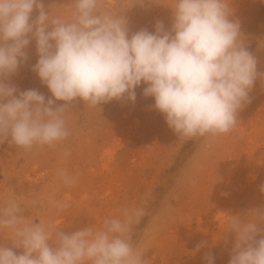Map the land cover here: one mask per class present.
<instances>
[{
	"label": "rangeland",
	"instance_id": "374dc122",
	"mask_svg": "<svg viewBox=\"0 0 264 264\" xmlns=\"http://www.w3.org/2000/svg\"><path fill=\"white\" fill-rule=\"evenodd\" d=\"M42 2L50 19H68L74 11L72 0ZM175 2L102 0L100 11L124 16L130 38L142 29L154 33L157 21L171 31ZM224 2L228 18L240 22L241 40L257 61V76L249 102L237 111L235 127L219 136L179 137L155 108L154 97L143 94L144 82L135 88L134 102L127 93L97 107L79 98L55 100L33 71L39 55L29 34L28 59L5 83L17 89L16 96L37 90L45 103L54 100L53 108L67 103L70 135L53 147L31 150L7 140L0 144V207L14 200L29 223L54 225L65 233L96 230L105 219H123L126 210L142 208L145 215L132 223L129 235L144 264H207V253L214 264H229L236 243V234L228 231L231 217L246 221L250 212L264 209V0ZM38 14L34 8L30 22ZM61 169L76 178L74 185L63 183L57 175ZM54 202L67 207L58 209ZM262 236L258 233L257 239ZM12 239L10 230L0 228V246L22 254Z\"/></svg>",
	"mask_w": 264,
	"mask_h": 264
},
{
	"label": "clouds",
	"instance_id": "9594fccd",
	"mask_svg": "<svg viewBox=\"0 0 264 264\" xmlns=\"http://www.w3.org/2000/svg\"><path fill=\"white\" fill-rule=\"evenodd\" d=\"M101 2L72 0L70 18L50 19L42 0H0V144L7 140L31 150L53 147L70 135L64 118L67 103L53 108L54 100L45 103L37 90L16 96L17 89L5 83L28 59L24 49L29 34L39 55L33 71L55 100L79 98L97 107L127 93L134 102L135 88L144 82L143 94L154 97L155 108L179 137L233 130L237 111L249 102L257 61L241 40L240 22L228 18L224 0H176L171 31L157 21L154 33L142 29L130 38L125 17L101 12ZM34 8L39 14L30 22ZM57 175L66 186L76 183L63 169ZM54 203L58 209L67 207ZM22 212L14 200L0 207V228L13 233L14 247L24 249L17 255L0 246V264H144L129 235L132 223L145 215L142 208L126 210L123 219H105L99 229L72 233L29 223ZM260 224L264 209L253 210L246 221L231 217L228 231L236 234V243L229 264H264V236L257 239L264 232ZM201 247L203 243L195 251ZM204 259L214 264L211 253Z\"/></svg>",
	"mask_w": 264,
	"mask_h": 264
}]
</instances>
